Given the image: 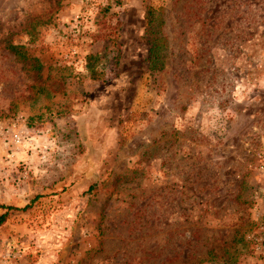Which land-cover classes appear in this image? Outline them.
<instances>
[{"label":"rangeland","instance_id":"1","mask_svg":"<svg viewBox=\"0 0 264 264\" xmlns=\"http://www.w3.org/2000/svg\"><path fill=\"white\" fill-rule=\"evenodd\" d=\"M0 205V264H264V0H0Z\"/></svg>","mask_w":264,"mask_h":264},{"label":"trees","instance_id":"2","mask_svg":"<svg viewBox=\"0 0 264 264\" xmlns=\"http://www.w3.org/2000/svg\"><path fill=\"white\" fill-rule=\"evenodd\" d=\"M143 12V34L147 39V65L149 70L162 67L161 51L165 48V37L162 33L161 13L149 5H145ZM5 49L11 53L17 61L23 60L20 48L16 45H6ZM22 207L21 209L25 208ZM3 212L0 213V226L6 221L9 210H17L18 207L0 205Z\"/></svg>","mask_w":264,"mask_h":264}]
</instances>
